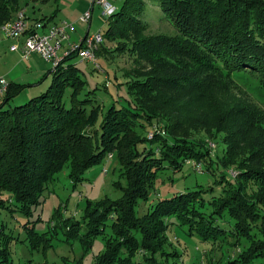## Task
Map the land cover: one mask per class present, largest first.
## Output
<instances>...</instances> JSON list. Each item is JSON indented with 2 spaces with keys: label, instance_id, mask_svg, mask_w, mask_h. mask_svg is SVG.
<instances>
[{
  "label": "trees",
  "instance_id": "16d2710c",
  "mask_svg": "<svg viewBox=\"0 0 264 264\" xmlns=\"http://www.w3.org/2000/svg\"><path fill=\"white\" fill-rule=\"evenodd\" d=\"M159 3L166 18L177 28V34H144L149 25L142 19L146 1L124 0L107 19L105 39L119 41L133 36V49L146 51L151 57L179 55L199 63L196 65L202 72L207 69L206 62L216 61L220 68L260 73L264 84V0H159ZM19 7L20 0H0V27L14 18ZM76 57L72 53L54 66L47 90L24 104L11 106L10 101L28 85H9L0 104V209L31 213L49 183L65 168L77 184L84 181L90 168L110 153H117L125 167L121 176L126 185L116 183L123 189L122 196L89 200L82 220L70 217L63 219V224L55 222L68 241L79 239L86 250L110 229L105 249L96 256L94 264H165V255L160 250L167 242L168 220L173 216L187 227L189 234L205 241H219L229 232L247 238L249 246L237 258L241 264L264 257V218L259 206H264V134L255 135L260 138L256 144L242 143L243 129L251 132L246 125L253 121L254 113L241 108L238 112L244 116V125L235 124L228 132L226 127L216 131V134L225 132L227 149L223 162L236 163L239 170L232 177L220 172L219 182L224 184L220 194H215L214 187L209 197L204 193L210 189L177 192L160 198L139 216L136 207L149 198L158 174L164 169L172 167L179 171L187 159H195L203 169L205 165V171H211L214 163L209 148L182 138L164 139L156 129L148 132H155L154 138L142 136L140 130L153 123L149 107L147 110L137 104H113L104 111L92 96L95 90L82 96L87 81L82 69L73 62ZM216 66L211 64V71L218 70ZM149 78L153 77L134 81L132 89H140L144 94L161 92L169 85L174 89V83H178L172 77L159 79L165 83H160L158 77L150 83ZM184 79L189 85L198 81L189 76ZM177 87L182 86L178 83ZM69 89L71 94L66 99ZM238 156L241 158L237 159ZM226 216L233 220L231 229L224 223ZM255 227L262 235L260 238L254 233ZM45 233L29 231L32 249L48 247ZM7 235L0 229V264H14L9 249L13 237L10 235L9 239ZM67 261L65 264H84L83 258Z\"/></svg>",
  "mask_w": 264,
  "mask_h": 264
},
{
  "label": "rangeland",
  "instance_id": "374dc122",
  "mask_svg": "<svg viewBox=\"0 0 264 264\" xmlns=\"http://www.w3.org/2000/svg\"><path fill=\"white\" fill-rule=\"evenodd\" d=\"M145 1L146 9L142 19L149 25L144 34L148 36L177 34V28L161 10L159 0ZM92 2L93 0H20L23 8L35 18L53 17L55 21L71 18L75 13L91 8ZM111 2L116 8H120L124 0H111ZM107 19L108 17L103 15L102 5L94 0L90 33L105 31L108 28ZM45 21L43 22L47 25ZM87 27V23L74 22L71 33L74 32L76 37L83 36ZM1 38L6 39L0 47V66H4L5 63L9 64L18 57V54L10 51L7 41L10 38L0 31ZM132 41L133 36L119 41L105 39L96 52L97 63L78 56L73 59V62L82 69L83 78L87 81L82 96L88 91L95 90L92 96L104 111L113 104L125 106L137 104L147 110L149 107L153 123L150 122V126L140 130L142 136L152 139L156 132L165 137L164 139L182 138L198 145L208 146V153L214 163L213 171H205V165L203 169L195 159H187L179 171L172 167L164 169L158 174L149 198L141 201L136 207L137 214L141 216L160 198L170 197L177 192L198 188L210 189L204 193L205 197H209L213 191L211 187H214L215 194H220L224 188V184L219 182L220 172L230 173L232 177L239 174V170L236 163L223 162L227 149L225 132L216 134V131L226 127L228 132L235 124L244 125V116L239 115L238 112L242 108L255 115L253 121L246 125V129L250 128L251 132L243 129L245 137L242 143L247 142L249 146L256 144L260 138H255V135L264 134L262 75L246 70L231 71L226 67L220 68L216 61L211 60L206 62L207 69L202 72L196 65L199 63L179 55H174L173 58L172 56L156 58L148 55L146 51L139 52L138 49H133ZM211 64L217 65L218 70L211 71ZM50 66L54 68L53 64ZM25 72L29 74L28 78L31 80L26 82L29 87L10 101L11 106L24 104L47 90L52 82L51 74L47 73L46 76L43 73L39 75L36 72L29 73L26 70ZM150 76L153 77L149 78L150 83L156 82L157 77V80L162 77H172L182 87L179 89L178 83H174L176 86L174 89L169 85L161 92L153 91L145 94L140 89L136 91L132 89L136 81ZM186 76L198 81L189 85L186 78L184 79ZM28 93H31L29 97ZM70 94L71 89L66 91L65 98L68 99ZM156 115L158 116L154 117ZM153 129L156 131L148 133ZM143 147L144 144L141 145V149ZM240 158L238 156L237 159ZM124 169L117 153H110L101 163L86 172L83 182L74 184L68 176V168L58 173L43 192L40 203L33 206L31 213L0 209V229L3 228L9 234L7 235L9 239H11L10 235L13 237L9 249L14 264H65V260L71 263L80 258H83L84 264H94L96 256L105 249V237L107 233L110 234V229L108 228L106 234L99 235L92 247L86 250L79 239L68 241L63 229L55 222L60 225L64 223L63 219L70 217L82 220L89 200L96 201L105 196L112 199L121 197L123 189L116 183L121 182L123 186L126 185V179L121 176ZM259 206L264 218V206ZM223 220L226 227L231 229L233 220L228 216ZM168 221L170 227L166 232L167 242H161L163 244L160 250L161 254L165 255L163 257L165 264H241V260L237 258L242 250L249 246L247 238L234 235L233 232H229L219 241H205L197 235L189 234L186 231L187 227L182 226L175 216L170 217ZM31 229L39 233L46 232L47 239L44 242L48 247L45 250L43 246L40 249L31 248L29 238ZM254 233H257L259 238L262 236L257 227L254 228ZM251 264H264V257L254 259Z\"/></svg>",
  "mask_w": 264,
  "mask_h": 264
},
{
  "label": "built area",
  "instance_id": "2783aa9c",
  "mask_svg": "<svg viewBox=\"0 0 264 264\" xmlns=\"http://www.w3.org/2000/svg\"><path fill=\"white\" fill-rule=\"evenodd\" d=\"M96 1L102 5L103 15L106 18L115 12L116 6L111 0ZM93 9L91 7L80 17L83 23L89 24L91 22ZM73 28V23L68 21H62L47 27L43 21L38 19L32 20L24 10H18L14 18L4 22L0 29L8 38H25L22 47L23 58H30L33 54H39L46 61L56 66L65 57L76 53L82 59L97 63L96 52L105 41L103 32L89 33L80 42H70V33ZM9 85L10 83L7 78L0 76V97L6 94Z\"/></svg>",
  "mask_w": 264,
  "mask_h": 264
},
{
  "label": "crops",
  "instance_id": "0c3cea01",
  "mask_svg": "<svg viewBox=\"0 0 264 264\" xmlns=\"http://www.w3.org/2000/svg\"><path fill=\"white\" fill-rule=\"evenodd\" d=\"M92 6L94 8V0L92 2ZM19 9H23L26 12L27 16L30 17V19H32V20L41 19V18H35V16H33L31 13H28L27 10H25L21 4H20ZM89 9L85 8L84 10L79 11L78 13H75L73 16H71V18H68V19H60L58 21H55V19L53 17H49L50 20H46L45 22H47V27L52 25V24H58L62 21H68L70 23H73V25H74V22L81 24L83 22L80 20V17ZM91 24H92V19H91V22L88 24V27L86 28L87 30L83 36H77L76 37L73 34L74 32H72L70 42H80V41L84 40L85 37L91 31L90 30ZM7 41L9 42V45H10V51L18 54V57H16L14 60H12L9 64L5 63L4 66H0V76L6 77L10 84L11 83L26 84L27 81H31L28 78L29 74H26L25 70L28 71L29 73L30 72H32V73L36 72L39 75H41L42 73L46 74V76H47V73H48V75L51 74V70L53 69L52 68L53 66H50V64H52V63L46 61L39 54H33L30 58H23L22 47H23V44L25 41L24 37L10 38V39H7ZM5 42H6V39L1 38L0 39V47ZM43 60H45V61H43ZM30 86H31V84H30ZM32 86H34V85L32 84ZM28 87H29V85H28ZM31 88H33V87H31ZM29 94L31 95V93H28V97H29ZM4 99H5V94L2 97H0V104L2 103V101H4Z\"/></svg>",
  "mask_w": 264,
  "mask_h": 264
}]
</instances>
